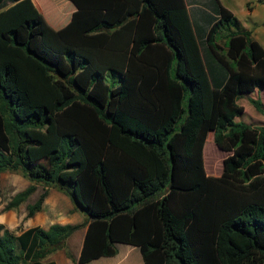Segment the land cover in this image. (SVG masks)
<instances>
[{"label": "trees", "instance_id": "obj_1", "mask_svg": "<svg viewBox=\"0 0 264 264\" xmlns=\"http://www.w3.org/2000/svg\"><path fill=\"white\" fill-rule=\"evenodd\" d=\"M20 1L0 0V11ZM67 2L74 11L62 28L38 15L0 36L55 93L46 96L30 69L20 73L28 92L19 89L18 69L0 63V174L30 182L7 210L41 185L26 217L54 188L86 220L0 224V264H55L48 257L82 227L78 264L113 257L121 244L138 248L143 264H264V126L236 121L243 98L264 116L261 100L248 98L264 91V48L252 32L218 0L205 10L185 0ZM210 131L227 154L220 175L172 185L197 169ZM39 136L51 139L45 156ZM178 190L199 192L170 204Z\"/></svg>", "mask_w": 264, "mask_h": 264}, {"label": "crops", "instance_id": "obj_2", "mask_svg": "<svg viewBox=\"0 0 264 264\" xmlns=\"http://www.w3.org/2000/svg\"><path fill=\"white\" fill-rule=\"evenodd\" d=\"M27 1V0H22ZM20 1V2H22ZM213 0H185L187 8L207 9L212 7ZM222 7L232 13L242 24V26L252 32V37L264 48V3L258 0H218ZM68 8L66 10L60 9L57 21H51L50 24L54 29H60L70 19L74 7L67 2ZM21 54V52H20ZM22 56V54H21ZM23 57V56H22ZM30 66H37L30 59H26ZM29 66V77L33 73ZM22 76L18 72V88L27 90L31 84V79H27L25 74ZM51 102L46 105H50ZM212 137L213 131H210ZM212 134V135H211ZM208 138V136H207ZM212 139V138H210ZM207 140V139H206ZM213 140V139H212ZM32 160L48 167L49 160L34 155ZM30 182L21 174L17 173H1L0 174V224L4 225L9 230H16L22 227L23 230H28L35 227H40L47 230L51 225H80L86 220L82 212L76 208L75 204L68 196L62 192L48 188V194L44 200L41 211L34 214V216L26 217V207L36 202L39 195L43 192L41 185L37 186V191L31 195L26 202L21 204L15 210H9V213H1L5 209L7 203L18 193L28 188ZM86 234V227H82L74 231L65 241L63 249H59L52 253L47 261L55 264H78L84 237ZM87 264H143L142 256L138 248L128 245H117V254L113 257H101L95 259Z\"/></svg>", "mask_w": 264, "mask_h": 264}, {"label": "rangeland", "instance_id": "obj_3", "mask_svg": "<svg viewBox=\"0 0 264 264\" xmlns=\"http://www.w3.org/2000/svg\"><path fill=\"white\" fill-rule=\"evenodd\" d=\"M67 0H27L16 4H10L5 9L0 11V36L7 33L10 30L18 29L23 22L35 19L38 15H42L46 22L51 26L50 22L58 18L60 9L66 10L68 8ZM0 63H8L13 67L17 68L20 73H24L29 69V63L21 56L19 49L10 45L4 44L0 39ZM35 79L38 81V88L43 91L46 96L51 99L55 97L54 91L51 87L46 86L42 79L40 71L33 66H30ZM22 76V75H21ZM20 76V77H21ZM24 82V80H22ZM45 89V90H44ZM248 98L257 99L259 98L264 104V91H255L248 95ZM43 104V103H42ZM238 104L244 109V113L236 119L237 122H243L251 126H264V116L260 115L254 107L249 103L247 98L240 99ZM183 118L181 119V121ZM180 121V122H181ZM46 133L47 136H49ZM212 135V134H211ZM209 143L206 142L200 147L201 151L196 153V157H193V162L197 166V169L182 177L181 180H174L172 178V185L176 184L177 187H190L198 181L202 173H206L209 176H219L222 170V161L227 154L219 151L216 146L211 142L213 139L210 134L207 135ZM33 137V136H32ZM41 146L37 148L41 155L45 156L46 151L51 146V139L49 137L39 136ZM207 141V140H206ZM214 158L213 162L217 165V171L215 174L212 173L206 159ZM201 169V170H200ZM199 171V172H198ZM182 192V193H181ZM199 190L195 192H189L184 190L173 191L168 195L169 203L180 202L184 198H193L197 196ZM179 193V194H176ZM175 194V195H174ZM1 213H9L6 208ZM15 231V230H12Z\"/></svg>", "mask_w": 264, "mask_h": 264}]
</instances>
